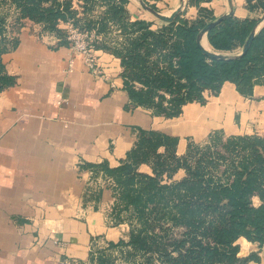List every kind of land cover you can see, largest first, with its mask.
Instances as JSON below:
<instances>
[{"label":"trees","instance_id":"trees-1","mask_svg":"<svg viewBox=\"0 0 264 264\" xmlns=\"http://www.w3.org/2000/svg\"><path fill=\"white\" fill-rule=\"evenodd\" d=\"M127 1L0 0V56L16 47L25 20L37 24L40 34L56 37L57 46H68L62 27L68 22L78 31L93 33L94 49L118 58L127 99L124 109L141 107L164 121L176 118L186 103L203 104L206 91L216 96L224 82L243 97L251 96L254 85H264V23L245 52L232 57L259 17L231 13L209 28L205 33L209 49L226 55L216 58L205 55L196 42L200 29L216 18L201 5L210 0H187L197 10L195 18L177 14L170 22L157 20L155 27L153 21L131 18ZM244 2L249 12L264 11V0ZM113 31L117 35L111 36ZM14 82L0 58V91ZM184 139L183 147L176 135L136 127L132 145L118 164L100 160L84 165L92 176L100 174L106 180L112 197L107 213L111 224L127 226L124 237L101 247L90 245L87 264H114L110 250L124 264L260 260L264 138L215 129L202 142ZM239 237L255 242L258 250L238 256Z\"/></svg>","mask_w":264,"mask_h":264},{"label":"crops","instance_id":"crops-1","mask_svg":"<svg viewBox=\"0 0 264 264\" xmlns=\"http://www.w3.org/2000/svg\"><path fill=\"white\" fill-rule=\"evenodd\" d=\"M201 5L215 17L229 10L238 18L256 13L245 8L244 0ZM183 6L184 0H178L162 14L176 7L180 14ZM125 8L131 18L152 21L129 0ZM38 31L37 24L25 20L16 47L0 56L6 71L15 76V82L0 91V264H86L92 243L124 237L126 226L111 224L106 180L92 176L84 165L100 160L118 164L132 145L136 127L153 128V122L163 118L141 107L124 109L118 58L96 50L102 74L92 75L79 53L57 46L56 37ZM231 91L236 96L225 99ZM204 99L203 104H184L173 127L185 108L214 102L206 111L212 108L215 114L216 106H223L226 121L222 117L219 126L200 133L201 140L215 129L264 138V85H254L251 96L243 97L224 82L216 96L206 91ZM171 134L183 147L184 138L190 139L187 133ZM236 244L240 257L258 250L255 242L242 237ZM258 255L259 261L247 264H264L261 252Z\"/></svg>","mask_w":264,"mask_h":264},{"label":"rangeland","instance_id":"rangeland-1","mask_svg":"<svg viewBox=\"0 0 264 264\" xmlns=\"http://www.w3.org/2000/svg\"><path fill=\"white\" fill-rule=\"evenodd\" d=\"M129 1L131 3H133V4H135L142 11V13L145 14L147 19H150V20H152L154 22V25L152 27L157 26L156 22H158L157 21L158 19L155 16H153L148 11L142 9L139 6V3L137 2V0H129ZM143 1H144L145 4L152 5L153 7H155L157 12L168 13L170 11V9L172 8V6L174 5V3L177 2L178 0H143ZM179 13L184 18L193 19V18L196 17L197 10H196V8L193 5L188 4L187 1L185 2V0H184V6L182 8V11L179 12ZM252 14H253V17L261 16V13H258V12L252 13ZM262 21H264V19ZM262 21H260V23ZM30 28H31V26H30ZM110 35L111 36L117 35V33L113 31V32L110 33ZM206 43H207L206 39H205V37H203L202 40H201V44L205 48H207V45H208ZM229 93L230 94H228L227 96L225 95V99L227 97L234 98L236 96L235 95L236 93L234 91L233 92L231 91ZM225 99L221 98L220 101L224 102ZM211 103H214V102H208L207 104L209 105ZM207 104L205 106H200V107L195 105V107H193L191 109L185 108V110H184L185 113L182 116V118H180L176 129L173 127L175 118L170 120V121H164L165 119H163V120L162 119H158V120L153 122V128L154 129H159L161 131H164V132L170 133V134L171 133H177V134L187 133V136L190 137V140H192V141L194 140V142H202V140L200 139L201 135H199V134L204 132V131H206L210 127L219 126L221 118L222 117L224 119L226 118L225 116H223V110H222L223 106H221V107L216 106L219 111L214 114L212 112V110H213L212 108H210V109L207 108L208 110L206 111V106H208ZM199 116H201V117H199ZM225 121H226V119H225ZM223 126H224V130L225 131H229L230 130V127L227 126L225 123L223 124ZM187 129H189V131H185ZM188 134H193L194 136L188 135ZM184 141H185V139H184ZM120 224L123 225L124 227L126 226V224H124V223H120ZM126 230H127V226H126V229H124L123 234L126 232ZM113 237H114V235H113ZM116 240H114V241H116ZM97 242L98 243H95V242L92 243L94 248L104 246L106 241L105 240H100V241H97ZM109 252H110L109 256L112 259L114 264H124L122 262V260L120 259V257H118V255L116 253H114L113 250L112 251L110 250Z\"/></svg>","mask_w":264,"mask_h":264},{"label":"water","instance_id":"water-1","mask_svg":"<svg viewBox=\"0 0 264 264\" xmlns=\"http://www.w3.org/2000/svg\"><path fill=\"white\" fill-rule=\"evenodd\" d=\"M139 2V5L141 6V8H143L144 10L148 11L149 13H151L153 16H155L158 20H161V21H165V22H170L174 19V17L178 14V11H179V7H176L172 12H170L169 14H162L160 12H157L156 10H153L152 8H150L147 4L144 3L143 0H138ZM232 13L231 10L227 11L226 13L222 14V15H219L217 16L214 20L210 21V22H207L199 31L198 33V36L196 38V42H197V45L199 46V48L201 49V51L209 56V57H216V58H222V57H225L226 55H223V54H218V53H215L213 51H211L208 48H205L202 44H201V39H202V36L205 37V33L206 31L211 28L213 25L217 24L223 17L225 16H228ZM264 19V11L261 13V16L259 17V22L258 24L253 28V30H251V32L249 33V35L247 36L246 40L244 41L243 43V46L240 50V52H238L237 54L233 55L232 57H237L239 56L240 54L244 53L245 50L247 49L248 47V44L253 36V34L257 31V29L259 28L260 26V21H262ZM260 252H261V256L264 260V242L262 243L261 245V248H260Z\"/></svg>","mask_w":264,"mask_h":264},{"label":"built area","instance_id":"built-area-1","mask_svg":"<svg viewBox=\"0 0 264 264\" xmlns=\"http://www.w3.org/2000/svg\"><path fill=\"white\" fill-rule=\"evenodd\" d=\"M63 28L66 31L68 47L81 55L84 65L92 75H101L96 49L91 44L93 33L78 31L68 22L64 23Z\"/></svg>","mask_w":264,"mask_h":264},{"label":"bare ground","instance_id":"bare-ground-1","mask_svg":"<svg viewBox=\"0 0 264 264\" xmlns=\"http://www.w3.org/2000/svg\"><path fill=\"white\" fill-rule=\"evenodd\" d=\"M204 36H202V38H203ZM202 40V39H201ZM201 42V41H200ZM207 48H208V45H207Z\"/></svg>","mask_w":264,"mask_h":264}]
</instances>
